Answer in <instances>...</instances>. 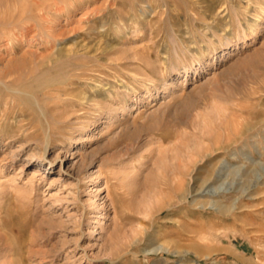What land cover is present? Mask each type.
I'll return each instance as SVG.
<instances>
[{"label":"rangeland","instance_id":"obj_1","mask_svg":"<svg viewBox=\"0 0 264 264\" xmlns=\"http://www.w3.org/2000/svg\"><path fill=\"white\" fill-rule=\"evenodd\" d=\"M0 264H264V0H0Z\"/></svg>","mask_w":264,"mask_h":264},{"label":"bare ground","instance_id":"obj_2","mask_svg":"<svg viewBox=\"0 0 264 264\" xmlns=\"http://www.w3.org/2000/svg\"><path fill=\"white\" fill-rule=\"evenodd\" d=\"M258 21V20H257ZM47 83H50L49 81H46ZM131 89V88H130ZM27 94V93H26ZM191 104V103H190ZM214 112H216L217 114H219L220 113V108L217 106V107H214ZM209 115V114H208ZM218 116V115H217ZM200 117V114H197V116L195 117V120H197L198 118ZM201 119V118H200ZM207 122V121H206ZM189 168L187 169V170H185V171H181V174L183 175V176H185V174H189ZM180 174V175H181ZM222 174V173H221ZM181 175V176H182ZM200 177V176H199ZM217 177V176H216ZM197 179V178H196ZM214 179V175L211 173V171L210 172H206L205 173V175H203L202 177H200L198 180H197V183L199 184V186H198V191L199 192H202L203 194H205V192H207V194H209L210 192L211 193H216V192H218V191H216L217 189H207L208 187V184L212 181ZM216 181V180H215ZM213 183V182H212ZM196 192V191H195ZM200 196V195H199ZM198 196V197H199ZM213 204H214V202H213ZM239 204V203H238ZM216 205V204H215ZM217 206V205H216ZM219 206V205H218ZM221 206V205H220ZM220 206H219V208H220ZM246 207V206H245ZM244 207V208H245ZM216 208V207H215ZM214 208V209H215ZM221 209V208H220ZM226 212V211H225ZM216 213V212H215ZM218 213V212H217ZM216 213V214H217ZM215 215V214H214ZM169 252V251H168ZM183 253V252H182Z\"/></svg>","mask_w":264,"mask_h":264}]
</instances>
